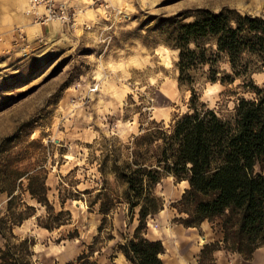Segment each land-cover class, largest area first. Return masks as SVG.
Segmentation results:
<instances>
[{
  "label": "rangeland",
  "instance_id": "obj_1",
  "mask_svg": "<svg viewBox=\"0 0 264 264\" xmlns=\"http://www.w3.org/2000/svg\"><path fill=\"white\" fill-rule=\"evenodd\" d=\"M88 1L70 4L74 24L55 21L59 31L53 38L0 53V217L8 189L17 197V211L22 203L35 207L13 227L17 238L32 241L34 264H64L82 253L99 264H130L118 246L133 238L138 207L130 212L122 198L110 149L118 146L124 158V146L140 128L151 120L167 127L187 110L191 94L177 83V51L168 46L170 28L162 19L223 7L264 17V0H106L107 9ZM217 65L221 73L230 72L225 60ZM203 77L194 85L198 100L227 115L243 95L240 79L223 85ZM252 78L260 84L264 70ZM26 175L45 178L54 213L69 212L60 217L68 218L59 227L49 230L39 222L47 210L26 192ZM186 186L163 176L154 187L162 209L147 216L139 231L162 243L164 261L181 253L189 264H264V246L249 259L224 249L199 258L203 245L220 234L207 221L195 227L180 222L185 215L176 205ZM3 243L0 236V248Z\"/></svg>",
  "mask_w": 264,
  "mask_h": 264
},
{
  "label": "trees",
  "instance_id": "obj_2",
  "mask_svg": "<svg viewBox=\"0 0 264 264\" xmlns=\"http://www.w3.org/2000/svg\"><path fill=\"white\" fill-rule=\"evenodd\" d=\"M162 20L170 28L168 46L177 51V83L191 94L187 110L175 115L167 127L151 120L140 128L124 146V158L118 146L110 149L111 171L123 185L122 198L130 212L138 207L133 238L118 249L130 264H165L160 258L162 243L144 238L139 231L147 216L162 209L154 187L170 175L187 184L176 205L177 212L185 215L180 222L195 227L207 221L220 234L203 245L199 258L224 249L249 259L264 246V80L257 84L252 78L264 70V17L223 7L196 8ZM220 59L228 64L229 73L218 70ZM200 74L205 81L223 85L240 79L243 95L227 115L198 100L194 85ZM26 178V192L47 210L46 219L38 217L39 222L49 230L59 227L69 212H53L44 177ZM6 192V213L0 217L4 240L0 264H34L32 241L17 238L13 227L32 216L35 207L22 203L17 211L16 195L12 189ZM100 212L106 213L103 204ZM62 215L68 217L62 220ZM64 264L99 263L82 253Z\"/></svg>",
  "mask_w": 264,
  "mask_h": 264
},
{
  "label": "crops",
  "instance_id": "obj_3",
  "mask_svg": "<svg viewBox=\"0 0 264 264\" xmlns=\"http://www.w3.org/2000/svg\"><path fill=\"white\" fill-rule=\"evenodd\" d=\"M25 2L26 0H0V53L12 48L11 30L18 26L24 28L28 47L38 44L42 38H53L58 34L59 28L55 21L47 23L35 21L36 16L25 10ZM72 2L74 0H69L68 4L70 5ZM71 7L75 8V6ZM166 253L167 249L164 248V253L160 255L165 264H189L190 260L184 258L185 256L181 253L178 255L179 257L170 258L167 263L163 259Z\"/></svg>",
  "mask_w": 264,
  "mask_h": 264
},
{
  "label": "built area",
  "instance_id": "obj_4",
  "mask_svg": "<svg viewBox=\"0 0 264 264\" xmlns=\"http://www.w3.org/2000/svg\"><path fill=\"white\" fill-rule=\"evenodd\" d=\"M69 0H28V13L36 16L35 21L47 23L48 21L57 20L60 23L74 24L76 11L68 4ZM89 6H96L107 9L106 0H89ZM43 9L42 13H37V8ZM12 44L14 47H28L26 43L25 31L21 26L15 27L11 31Z\"/></svg>",
  "mask_w": 264,
  "mask_h": 264
},
{
  "label": "bare ground",
  "instance_id": "obj_5",
  "mask_svg": "<svg viewBox=\"0 0 264 264\" xmlns=\"http://www.w3.org/2000/svg\"><path fill=\"white\" fill-rule=\"evenodd\" d=\"M85 3H88V2H85ZM52 21H57V20H52Z\"/></svg>",
  "mask_w": 264,
  "mask_h": 264
}]
</instances>
